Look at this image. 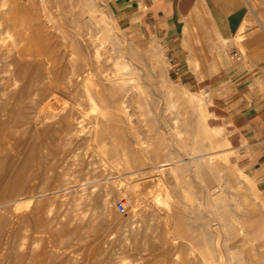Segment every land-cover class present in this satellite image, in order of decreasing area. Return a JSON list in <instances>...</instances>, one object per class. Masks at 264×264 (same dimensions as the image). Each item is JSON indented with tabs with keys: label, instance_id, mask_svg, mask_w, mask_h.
I'll return each mask as SVG.
<instances>
[{
	"label": "rangeland",
	"instance_id": "374dc122",
	"mask_svg": "<svg viewBox=\"0 0 264 264\" xmlns=\"http://www.w3.org/2000/svg\"><path fill=\"white\" fill-rule=\"evenodd\" d=\"M3 1L0 4V237L3 239L0 240L1 246L6 243L3 245L6 250L9 245L12 248L9 246L11 250L5 252L6 263L1 260L0 264H18L21 257L23 264L27 261L28 264H214L215 248L223 256L219 264H264V176H256L235 163L231 142L229 147L224 144L229 140L226 130L215 139L218 147L213 150L198 146L194 137L199 141L202 136L196 135V111L192 108L195 94L204 91V99L213 102L206 106L207 110L220 118L217 91L228 88L219 86L222 82L206 85L218 75L209 70L213 64L224 72L228 67L245 65L249 72L257 73L264 66V55L249 54L251 47H264V0H247L262 24L254 21L249 10L253 22L245 23L244 33L224 45L226 54H218L220 43L211 37L209 17L200 12L186 24L187 32L181 29L176 32L172 43L156 37L153 24L142 19L140 15L146 8L139 0H91L96 6L95 15L103 20L100 26L106 28L100 31L87 23L89 14L84 16L87 20H75L80 0H7L6 4ZM44 12L49 16L43 18ZM36 16L42 22L40 28L36 27ZM41 28L49 31L41 35L38 33ZM73 37L81 39L78 41L86 57L101 48L98 41L89 44L90 39H106L105 47L111 51L105 65L108 76L116 72L113 57L119 55L117 50L124 52L126 61L119 59L128 63L127 73L132 71L128 77H133L138 87L133 97L137 102L133 98L124 100L128 114L132 115L131 127L127 121L119 127L112 123L117 101L91 100L84 93L81 75L74 82L65 79L62 91H51L48 77L43 76L65 78L67 70L70 72L66 69L68 60L78 59L68 44ZM114 42L116 52L112 50ZM233 45L241 52V61L232 59ZM17 48L25 54L28 50L23 61L17 58ZM55 49L63 52L59 66L47 64L49 69L45 66V70L44 65ZM37 51L47 56L52 53L50 57L44 56L46 61L41 60L45 59L43 56L40 59L44 68L41 70H45H39L44 73L42 76L36 69L38 66L35 69L30 66L32 69L28 65L30 61V65L38 62L41 56ZM13 55L16 64L11 63ZM26 58H32L27 63L29 72ZM193 60H197V67ZM30 78L35 79L31 86L34 93L28 89L32 95L29 93L28 99L26 96L22 99L19 91L27 87ZM92 78L95 80V76ZM251 89L264 94V87ZM187 95L193 97V103L187 101ZM208 123L216 125L213 119ZM103 126L111 134L106 133L107 139L102 142L96 138ZM117 127L120 133L116 134ZM115 134L119 139L116 145L112 143L117 140ZM178 140H182L181 146ZM195 147L201 152L192 159L189 154ZM136 153H141L139 159L145 162L139 168ZM125 154H130V164L135 165L126 164ZM225 156L232 159L228 164ZM157 158L184 160L175 166L177 176L168 172L161 178L163 186L154 184L153 178L160 177L157 170L150 169L153 166L150 163H156ZM229 172L233 176L227 175ZM153 195L180 212L186 224L182 222L179 226L184 235H176L167 219V207L156 205ZM120 202L126 206L123 214L117 211ZM66 220L69 225L62 227L60 224ZM15 256L18 261H14Z\"/></svg>",
	"mask_w": 264,
	"mask_h": 264
},
{
	"label": "bare ground",
	"instance_id": "6f19581e",
	"mask_svg": "<svg viewBox=\"0 0 264 264\" xmlns=\"http://www.w3.org/2000/svg\"><path fill=\"white\" fill-rule=\"evenodd\" d=\"M3 1V0H2ZM2 1H1V3L0 4H2ZM5 1H7V0H5ZM5 1H3V2H5ZM5 4H6V2H5ZM5 4L3 3V5L2 6H5ZM77 5L79 6V8H80V11L77 13V15L75 16V20L77 21V22H80V19H83V20H87V19H85V15L86 14H89V19L87 20V23L89 24V25H91V26H93V27H95L96 29H97V31H100V30H102V29H106V28H103L102 26H100V22L101 21H103V20H101L99 17H97L95 14H97V10L95 9V4L93 3V1H91V0H80L78 3H77ZM0 7H1V5H0ZM44 14H47V13H43V18H44V16H49V15H44ZM38 16V15H37ZM37 16H36V18H37ZM45 17V18H46ZM46 19H49L50 20V17L49 18H46ZM45 19V20H46ZM36 21H37V24H36V27H42L41 25H42V22L40 21V19H39V17L36 19ZM47 22H48V20H46ZM43 24H45L46 25V23L44 22V20H43ZM48 26V25H47ZM49 27V26H48ZM47 27V28H48ZM53 27V26H52ZM46 28V30H44V28L42 29L41 28V30L42 31H38V33L40 32H45V31H49L48 29ZM50 28H51V25H50ZM37 30H38V28H37ZM53 29L51 28L50 29V31L49 32H51ZM183 30H184V32H187V30H188V26L187 25H184V27H183ZM48 34V32H46V35ZM49 34H50V36H49ZM47 36H49V37H53V36H51L52 35V33H49ZM54 34V33H53ZM41 35H42V33H41ZM43 36H44V34H43ZM48 37V38H49ZM54 38V37H53ZM52 38V39H53ZM64 38V37H63ZM66 38V37H65ZM78 40H80L81 41V39H78ZM78 40H76V38H71L70 39V41H69V46H70V50L72 51V52H76L77 53V56H78V59H69L68 60V62H67V66L69 67V68H66V66H65V68L66 69H69V71L70 72H68V70H67V75H66V77L64 78V76L62 77V75L61 76H55V75H51V74H48L49 76H46L44 73V78H47L48 77V79H49V83H48V81H47V83L49 84V87H50V89H51V91H55V92H57L58 90H61V87H63V84H64V80L65 79H68L69 81H73L74 82V79L76 80L80 75L82 76V82L84 83V87H85V90H84V93L86 92V95L88 96V97H90V99L92 100V98H97V100L99 99V100H101V101H104V102H108L109 100H116L117 101V103L114 101V110H116V113L115 114H113V117H112V123L114 122L115 123V125H117L118 124V127H119V124H123L125 121H127V123H128V125L130 124V122L132 121V115H129L128 114V110H127V107H126V102H127V100H126V102H124V100L125 99H128V98H133L134 97V94H135V89H138V87L134 84V78L133 77H128V75H131L132 73V71L131 72H129V73H131V74H129V73H127V69H128V65H126V64H128V63H125V62H122L119 58H121V59H123V60H125L124 58L125 57H123V53L124 52H122L121 51V49L120 50H117V53L119 54L118 56H114L113 58H116V59H114V65H115V68H116V72H115V74L113 75V76H108L107 74H106V62L108 61V58H109V56H107V54L109 53V52H111V51H109V49L108 48H106L105 47V41H106V39H90L89 40V44H94V42L95 41H98L99 42V46L101 47V48H96V50L95 51H93L92 52V55L90 56V57H86V56H88V55H84L83 54V52H82V47H81V44H80V42L78 41ZM51 41H53V40H51ZM219 41V40H218ZM55 42V41H54ZM65 42V41H64ZM67 42V41H66ZM65 42V43H66ZM52 43V42H51ZM83 43V42H82ZM86 43V42H85ZM88 43V42H87ZM113 44V47H112V50L114 51L115 50V52H116V49H115V46L117 45V42H114V43H112ZM65 45V44H64ZM83 45H84V43H83ZM50 46V45H49ZM98 46V45H97ZM17 47V46H16ZM47 47V46H46ZM57 47H58V45H57ZM56 47V48H57ZM89 47H91V46H89ZM96 47V46H95ZM19 48V47H18ZM17 48V49H18ZM59 48V47H58ZM52 49V48H51ZM86 49V48H85ZM93 49V48H92ZM95 49V48H94ZM108 49V50H107ZM12 50V49H11ZM53 50V49H52ZM59 50V49H58ZM87 50V49H86ZM85 50V51H86ZM10 51V50H9ZM18 51V53L16 54L17 55V58H18V60H19V62L20 61H23V59H25L24 57H26V54L28 53V50L26 51L27 53L25 54V52H22V50H20V49H18L17 50ZM17 51H15V52H17ZM41 51H42V49H41ZM54 51H56V49L54 50ZM84 51V52H85ZM90 51V50H89ZM225 51V50H224ZM5 52V51H4ZM10 52H12V51H10ZM32 52V51H31ZM38 52V51H37ZM40 52V51H39ZM39 52L37 53V54H39ZM47 52V51H46ZM45 52V53H46ZM87 52V51H86ZM6 53V52H5ZM55 53V54H54ZM53 54L52 53H48L49 54V56H47L46 54H44L43 53V55L42 54H39L38 56H41V57H39L38 58V56L37 55H35L37 58H38V60L37 59H34V61L35 62H37L36 63V65H30V64H32V62L30 61V64H28L29 65V67L30 66H38V68L36 67V69H38V71L39 70H41L42 68L41 67H43V66H41L42 65V61L44 60V61H46V59L47 58H45L44 56L46 55L47 57H50V55H51V58H48L47 59V61H46V65H44V68H45V66H47V64L48 65H50V66H52V67H58L59 65H57L58 64V62H59V58L62 56V54H63V52H61L60 50L57 52H54ZM88 53V52H87ZM10 53L8 52L7 53V55L6 56H8ZM89 54V53H88ZM110 54V53H109ZM112 54V53H111ZM15 55V54H14ZM13 55V56H14ZM29 55V57H30V54H28ZM27 55V56H28ZM125 56H126V54H124ZM42 56L45 58V59H43L42 58ZM16 56H14L13 58V61H12V59H11V63L12 62H14V64H16V62L14 61L15 59H17V58H15ZM71 57V56H70ZM74 57V56H73ZM42 58V59H41ZM112 58V57H111ZM27 59V58H26ZM29 59H31L32 60V58H28L27 59V62H26V65H27V63H28V60ZM40 59L42 60V61H40ZM119 59V60H118ZM194 59V58H193ZM37 60V61H36ZM65 60V59H64ZM113 60V59H112ZM2 61V60H1ZM7 61V60H6ZM17 61V60H16ZM25 61V60H24ZM126 61V60H125ZM19 62H17V64H21V63H19ZM113 62V61H112ZM190 62V61H189ZM194 64H195V66L197 67L198 66V62H197V60H193L192 61ZM225 62V61H224ZM65 64H66V62H64ZM35 64V63H34ZM13 65V64H12ZM25 65V64H24ZM25 65V66H26ZM28 65L26 66L27 68H28ZM17 66V65H16ZM19 66V65H18ZM17 66V67H18ZM35 67H34V69H35ZM130 67H131V65H130ZM26 68V69H27ZM30 68H32V67H30ZM30 68H28V70H26V71H30L31 69ZM40 68V69H39ZM43 68V69H44ZM47 68H48V66H47ZM64 68V67H63ZM33 69V68H32ZM42 69V70H43ZM49 69V68H48ZM66 69H65V71L64 72H66ZM14 70H16L15 68H14ZM19 70H21V69H19ZM41 70V71H42ZM45 70H46V68H45ZM44 70V71H45ZM112 70V69H111ZM7 71V70H6ZM13 71V70H12ZM24 71V70H23ZM41 71H39V75H43L42 73L40 74V72ZM44 71H42V72H44ZM15 72V71H14ZM14 72H12L13 74H14ZM20 72H22V70L20 71ZM25 72V71H24ZM51 72V71H50ZM34 73V72H33ZM38 74V73H37ZM36 74V75H37ZM84 74V75H83ZM34 75V74H33ZM38 75V76H39ZM60 75V74H59ZM137 75V74H136ZM14 76H15V74H14ZM17 76V75H16ZM26 76V75H25ZM41 76H39L38 78L40 79V77ZM80 76V77H81ZM95 76V80H93L94 78H92V77H94ZM43 77H41L42 79H43ZM60 77H62V78H64L63 80H61L60 79ZM37 78V79H38ZM136 78V77H135ZM140 79V78H139ZM45 80V79H44ZM79 80V79H78ZM37 81H39V80H37ZM34 82H35V79L34 78H30V80H29V82H27V87L25 88V89H23V91H21V89H20V91H19V93L20 92H22V93H20V95L22 96L21 98L23 99V97L24 96H26V97H24V98H26V99H28L29 97H30V92H32L33 90V87H31L33 84H34ZM46 82V81H45ZM38 83V82H37ZM46 83V84H47ZM75 84H76V82H75ZM79 84V83H78ZM44 85V84H43ZM70 85V84H69ZM69 85H67V87L69 86ZM77 85V84H76ZM80 85V84H79ZM80 87V86H79ZM79 87H78V89H79ZM32 88V89H31ZM64 88H66L65 86H64ZM70 88V87H69ZM80 88H82V87H80ZM1 89V88H0ZM28 89H30V92H28ZM49 89V90H50ZM73 89V88H72ZM82 90V89H81ZM81 90H79V91H81ZM140 90V89H139ZM35 91V90H34ZM45 91H47V90H44V92ZM62 91V90H61ZM68 92H70V91H68ZM82 92V94H83V91H81ZM81 92H79V93H81ZM138 92H140V91H137V93ZM16 93V92H15ZM18 93V92H17ZM30 93V94H29ZM34 92H32V94H33ZM36 93V92H35ZM39 93V92H38ZM50 93V92H49ZM54 93V92H53ZM64 93V92H63ZM73 94H74V92H72ZM71 93V94H72ZM78 93V94H79ZM143 93V92H142ZM31 94V95H32ZM72 94V95H73ZM77 94V95H78ZM204 94H205V92L203 91L202 92V94H198V95H196L195 94V96H194V98H196V100H195V106H193L192 107V105L193 104H191V107L192 108H195L194 110L196 111V119H195V126H196V131H197V133H196V135H198V136H202L201 137V139L198 141V138H196V137H194L195 139L193 140L194 142H196V144L198 145V146H203V147H208V149H210V150H213L214 148H216V147H218V146H216V141H215V139L218 137V136H220V135H222V134H224L225 133V128L222 126V125H219V124H216V123H214V124H216L215 126H212V125H210L209 123H208V121L210 120V119H213V121H217L219 118L214 114V113H212V112H210V111H208L207 110V108H206V106L209 104H212L213 102L211 101V100H205L204 99ZM16 95V94H15ZM19 94L17 95V99L16 100H18V99H20L18 96H20ZM29 95V97L27 98V96ZM49 95V94H48ZM70 95V94H69ZM71 95V96H72ZM137 95H140L139 93L137 94ZM136 95V96H137ZM143 96H144V94H142ZM63 96V95H62ZM79 96V95H78ZM80 96H82V95H80ZM141 96V95H140ZM36 97H38V94H37V96ZM43 97V96H42ZM59 97V96H58ZM67 97V96H66ZM69 97V96H68ZM138 97V96H137ZM136 97V98H137ZM145 97V96H144ZM144 97H142V98H144ZM184 97V96H183ZM41 98V97H40ZM82 98V97H81ZM139 98H141V97H139ZM193 97L192 96H190V95H187V101L188 102H190V103H193L192 101H194V99H192ZM15 99V98H14ZM63 99H65V98H63ZM85 99V98H84ZM134 99V98H133ZM132 99V100H133ZM39 100V99H38ZM134 100H136V99H134ZM139 100H141V99H139ZM138 100V101H139ZM19 101V100H18ZM42 101V100H41ZM130 100H128V102H129ZM24 102V101H23ZM135 102H137V100L135 101ZM17 103V102H16ZM46 103H48V102H46ZM91 103H92V101H91ZM97 103V102H96ZM99 103H101L100 101H99ZM103 103V102H102ZM126 103V104H125ZM141 103V102H140ZM185 104H186V102H184ZM105 104V103H104ZM143 108V107H142ZM187 108V107H186ZM193 111V110H192ZM130 113V112H129ZM187 113H188V110H187ZM194 114H195V112H193ZM112 114V113H111ZM18 116V115H17ZM66 116V115H65ZM126 119V120H125ZM67 120V119H66ZM73 121V120H72ZM75 123V122H74ZM126 123V122H125ZM126 123V124H127ZM80 124V123H79ZM56 125V124H55ZM115 125H112V126H115ZM124 125V124H123ZM57 126V125H56ZM108 126V125H107ZM125 126V125H124ZM130 126V125H129ZM118 127L116 128L117 130H118ZM131 127V126H130ZM129 127V128H130ZM133 127V126H132ZM109 128L111 129H113V127H111L110 126V124H109ZM108 128V132H107V130L104 128V126L102 127V128H100V130L97 132V138L96 139H99V140H102V139H104L106 136H107V134L106 133H109V132H111V130ZM115 128V127H114ZM120 128L122 129V127H121V125H120ZM120 128H119V132H117V130H116V134L117 133H120ZM57 129V128H56ZM54 130V129H53ZM73 130V129H72ZM63 131H65V130H63ZM75 131V130H74ZM172 131V130H171ZM123 132H124V130H123ZM115 133V132H114ZM131 133V132H130ZM194 133H195V131H194ZM2 134H3V132H2ZM5 134V133H4ZM58 134V133H57ZM60 134V133H59ZM109 134H111V133H109ZM115 134V135H116ZM7 135V134H6ZM119 135H121V134H119ZM128 135V134H127ZM126 135V136H127ZM111 137V136H110ZM109 137V138H110ZM116 138L115 139H117V140H111L112 141V143L114 144V145H116L117 143V141L119 140L118 138H117V135L115 136ZM119 137V136H118ZM132 137V136H131ZM120 138V137H119ZM122 138V137H121ZM182 138V137H181ZM106 139H107V137H106ZM57 140V139H56ZM55 140V141H56ZM105 140V139H104ZM6 141V140H5ZM8 141V140H7ZM6 141V142H7ZM49 141V140H48ZM54 141V142H55ZM132 141V140H131ZM179 141V140H178ZM182 141V140H181ZM181 141H179V145L182 143ZM220 141V140H219ZM1 142V141H0ZM57 142H58V140H57ZM102 142H103V140H102ZM108 142V141H107ZM128 142H129V140H128ZM159 142H160V140H159ZM9 143V142H8ZM7 143V144H8ZM48 143V142H47ZM96 143V142H95ZM187 143H188V141H187ZM218 143V142H217ZM122 144V143H121ZM130 144V143H129ZM128 144V145H129ZM176 144H177V142H176ZM183 144H185V143H183ZM224 144H225V146L226 147H229L231 144H230V141L227 139L225 142H224ZM106 145V144H105ZM127 145V144H126ZM133 145V144H132ZM221 145V144H220ZM8 146V145H7ZM138 146V145H137ZM158 147H160V144L159 145H157ZM181 146V145H180ZM188 146V145H187ZM224 146V147H225ZM10 147V146H9ZM130 147L131 146H129V149H130ZM134 147V146H133ZM139 147V146H138ZM3 148V147H2ZM55 148V147H54ZM183 148H184V145H183ZM6 149V148H5ZM155 150H159V149H157V148H154ZM166 149V148H165ZM182 149V148H181ZM185 149V148H184ZM189 149H192V148H189ZM131 150V149H130ZM133 150V149H132ZM145 150V149H144ZM193 151L189 154V155H192V159H194L195 157H196V155L195 154H198V153H200L201 152V150H200V148H199V150H198V148H194V149H192ZM226 150V149H225ZM228 150V149H227ZM0 151H1V147H0ZM6 151V150H5ZM10 151V150H9ZM128 151V150H127ZM139 151V150H138ZM154 151V150H153ZM222 151V150H221ZM107 152V151H106ZM129 152V151H128ZM131 152V151H130ZM158 152H160V151H158ZM183 152V151H182ZM186 152V151H185ZM214 152V151H213ZM8 153V152H7ZM114 155L116 154L115 153V151L114 152H112ZM118 153V152H117ZM132 153V152H131ZM134 153V152H133ZM143 153H144V151H143ZM149 153V152H148ZM147 153V154H148ZM145 154V153H144ZM144 154H143V157H145L144 156ZM156 154H159V153H156ZM211 154H213V153H211ZM113 155V156H114ZM132 155V154H131ZM136 155H137V153H136ZM135 155V159H137V157H138V159H139V156L138 155H140V157H141V153H139L137 156ZM7 156H9V155H7ZM112 156V155H111ZM133 156H134V154H133ZM155 156V155H154ZM158 156V155H157ZM156 156V157H157ZM206 156V155H205ZM130 154L129 155H127V154H125L124 156H123V159L125 160V162H126V164H130V163H132V162H130ZM151 157H153V156H151ZM115 158V157H114ZM145 158H147V157H145ZM133 159V158H132ZM132 159H131V161H132ZM134 159V160H135ZM135 160V161H137V168H139L141 165H143L144 163L142 162V158H140V159H142L141 161H140V159L139 160ZM158 159V158H157ZM162 159V158H161ZM211 159V158H210ZM232 159L235 161V163H237L236 161L238 160L237 158H234L233 156H232ZM231 158L229 159V157L228 156H225L224 157V161L228 164L231 160H232ZM145 160V159H144ZM154 160V159H153ZM214 160V159H213ZM146 161V160H145ZM208 161H210V160H208ZM125 162H124V164H125ZM134 162V161H133ZM181 162H184V160H180V159H176V158H173V159H166V160H159L158 159V161L155 163V161H154V163L152 164V162L150 163L151 165H153L150 169H153V170H157V174H159L158 176L160 177V179L157 177V178H153L154 179V184L155 183H157V184H160L161 186H163L164 185V183L162 182L163 180H161V178H163V177H165V174H167L168 172L169 173H171V175H173V176H177V172H176V168H175V166H176V164H179V163H181ZM136 163V162H135ZM208 163H211V161L210 162H208ZM134 164V163H133ZM133 164H130V165H132L133 166ZM155 164V165H154ZM123 165V164H122ZM135 165V164H134ZM150 165V166H151ZM200 165V164H199ZM226 165V164H225ZM236 165V164H235ZM125 166V165H124ZM131 166V167H132ZM206 167H207V165H206ZM137 168H135L136 170H137ZM149 169V170H150ZM222 169V168H221ZM225 169V168H224ZM143 170V169H142ZM146 170H148V169H146ZM179 170V169H178ZM182 170V169H181ZM186 170V169H185ZM196 170V169H195ZM226 170V169H225ZM151 171V170H150ZM227 171V170H226ZM145 172V171H144ZM136 173H141V171H137ZM152 173H153V171H152ZM231 172H229L227 175H232L233 176V174L231 173ZM154 174V173H153ZM153 174H150V175H153ZM183 175V174H182ZM181 175V176H182ZM216 175H217V173H216ZM220 175V174H219ZM239 175V174H238ZM240 175H242L241 173H240ZM139 176V175H138ZM170 176V175H169ZM168 176V177H169ZM167 177V176H166ZM227 177V176H226ZM245 177V176H244ZM232 178V177H231ZM235 177H233V179H234ZM237 178V177H236ZM240 178H243V177H241L240 176ZM246 178V177H245ZM226 179V178H225ZM228 179H229V177H228ZM238 179H239V177H238ZM244 179V178H243ZM242 179V180H243ZM166 180V179H165ZM174 180H175V178H174ZM247 181H249V179L247 180ZM165 182V181H164ZM226 182H229V181H226ZM232 182V181H231ZM234 182V181H233ZM244 182H246L245 180H244ZM170 183V182H169ZM221 183V182H220ZM243 183V182H242ZM246 183H248V182H246ZM230 184V183H229ZM235 184H236V182H235ZM237 186H239L238 184H237ZM215 187V186H214ZM236 187V186H235ZM15 188V187H14ZM253 188V187H252ZM11 193V192H10ZM246 195V194H245ZM5 196V195H4ZM13 196V195H12ZM154 196V195H153ZM20 198V197H19ZM25 198V197H24ZM160 197L158 196V195H155L154 196V202L156 203V205H163V206H166V204L164 203V201H162V200H160L159 199ZM225 198V197H224ZM244 198V197H243ZM215 199V198H214ZM2 200H3V198H2ZM19 200V199H18ZM15 201V200H14ZM17 201V200H16ZM214 201V200H213ZM219 201H221V200H219ZM226 201V200H225ZM3 204L5 203V202H2ZM217 204V203H216ZM19 207V206H18ZM167 207V213H168V215H167V219H169L171 222L169 223V224H172V226L174 227V229L176 230V232L175 233H177L176 235H184V233L182 232V230L183 229H181V227H179L180 225L182 226V222H183V220H182V217L180 216V212H175V211H173V209L171 208V206H166ZM217 208V207H216ZM218 208H220V207H218ZM1 209V208H0ZM170 209V210H169ZM219 211V210H218ZM4 212V211H3ZM222 212V211H221ZM220 214V213H219ZM16 216V215H15ZM221 216V215H220ZM5 217V216H4ZM13 217V216H12ZM21 217V216H20ZM184 217V216H183ZM6 218V217H5ZM19 218V217H18ZM235 219V218H234ZM18 220V219H17ZM20 220V219H19ZM64 220V219H63ZM185 220V219H184ZM5 221V220H4ZM21 222V221H20ZM64 222V221H63ZM62 222V224H60L62 227H66L67 225H69V222L70 221H65L64 223ZM186 222V221H185ZM16 223V222H15ZM19 223V222H18ZM238 223V222H237ZM13 224V223H12ZM183 224H184V222H183ZM14 225V224H13ZM59 225V224H58ZM59 225V226H60ZM163 225V224H162ZM168 225V224H167ZM184 225H186V224H184ZM219 226V225H218ZM62 227H60V228H62ZM184 228V227H183ZM230 228H232V227H230ZM235 228H236V226H235ZM235 228H233V230L235 229ZM228 229V228H227ZM61 230V229H60ZM188 230V229H187ZM215 230V229H214ZM221 230V229H220ZM187 232V231H186ZM217 231H215V233H216ZM5 233H7V232H5ZM61 233V232H60ZM205 234H207V233H205ZM7 235V234H6ZM9 235V234H8ZM7 235V236H8ZM186 235H187V233H186ZM238 235V234H237ZM11 236H12V234H11ZM10 236V237H11ZM61 236H62V234H61ZM207 236H208V234H207ZM6 237V236H5ZM14 237V236H13ZM216 237V236H215ZM220 237V236H219ZM0 238H2L3 239V237H0ZM4 239H6V238H4ZM8 240H9V238H8ZM8 240H6V241H8ZM14 240V239H13ZM1 241L2 240H0V262H1V260L3 261L4 260V262H5V259H6V257H5V252H7V251H9V250H11V249H9L11 246L8 244V242H7V245H9L8 247H7V249L8 250H6V247H3V245L4 244H6V243H4V244H2V246H1ZM11 241V240H10ZM221 241V240H220ZM4 242H5V240H4ZM219 242V241H218ZM10 243V242H9ZM11 244H12V242H11ZM6 245V246H7ZM214 245H216V244H214ZM5 246V245H4ZM219 247V246H218ZM12 248V247H11ZM21 249V248H20ZM192 250H193V248H191ZM6 250V251H5ZM194 251V250H193ZM21 252V251H20ZM20 252L19 253H17L18 255L20 254ZM201 252V251H200ZM206 252V251H205ZM9 253V252H8ZM218 253V251L216 250V248H215V250H214V254H216L215 255V257H216V259H215V263L214 264H219L220 263V257L222 256H220V255H218L217 254ZM222 253V252H221ZM10 254V253H9ZM16 255V254H15ZM11 256V255H10ZM20 257L21 256H23V255H19ZM26 257H28L27 255H26ZM223 257V256H222ZM5 258V259H4ZM11 258H12V256H11ZM19 258V257H18ZM18 258L16 259V256H15V258H14V261H18ZM23 257H21V258H19V261L17 262L18 264H23V259H22ZM213 258V257H212ZM16 259V260H15ZM28 259V258H27ZM204 259V258H203ZM207 259H208V255H207ZM222 259H225V258H222ZM12 261H13V259H12ZM8 262V261H7ZM25 262V261H24ZM28 262V261H27ZM26 262V264H28ZM6 263V262H5ZM9 263H10V261H9Z\"/></svg>",
	"mask_w": 264,
	"mask_h": 264
},
{
	"label": "crops",
	"instance_id": "0c3cea01",
	"mask_svg": "<svg viewBox=\"0 0 264 264\" xmlns=\"http://www.w3.org/2000/svg\"><path fill=\"white\" fill-rule=\"evenodd\" d=\"M146 11L141 14L153 24L156 37L162 40L173 39L177 31H183L184 25L192 16L200 12L209 17L212 38H217L221 51L226 54L224 45L236 35L244 33L245 23H252L248 11L258 24L262 21L247 0H139ZM222 45V46H221ZM231 52H237V61L242 60L241 52L233 45ZM249 54L264 55V47H251ZM264 61V58L262 59ZM210 71L217 72V77L209 81L212 85L228 88L217 91L216 101L219 119L214 123L222 125L232 144L233 157L247 171L264 176V94L254 91L253 87H264V66L257 73L249 72L245 65L228 67L225 72L214 64ZM226 80V82H223Z\"/></svg>",
	"mask_w": 264,
	"mask_h": 264
},
{
	"label": "built area",
	"instance_id": "2783aa9c",
	"mask_svg": "<svg viewBox=\"0 0 264 264\" xmlns=\"http://www.w3.org/2000/svg\"><path fill=\"white\" fill-rule=\"evenodd\" d=\"M231 57H232V59H237L239 57V54L237 52H231ZM117 211L121 214L125 213V211H126L125 204L122 202L118 203Z\"/></svg>",
	"mask_w": 264,
	"mask_h": 264
}]
</instances>
